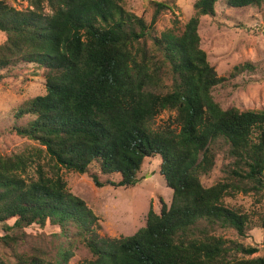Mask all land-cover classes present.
I'll use <instances>...</instances> for the list:
<instances>
[{
  "label": "trees",
  "instance_id": "16d2710c",
  "mask_svg": "<svg viewBox=\"0 0 264 264\" xmlns=\"http://www.w3.org/2000/svg\"><path fill=\"white\" fill-rule=\"evenodd\" d=\"M13 1L27 6L0 0V81L30 66L45 94L11 115L13 131L34 144L0 152V241L17 247V230L46 224L60 241L53 261L41 252L18 256V264H67L77 243L91 255L79 264H264L259 249L215 233L246 238L252 223L225 199L264 191V111L223 109L213 96L254 68L237 65L219 77L199 35L201 17H214L217 4L259 8L264 0H196L182 30L163 33L155 21L166 10L175 15L174 0L153 1L149 23L124 0ZM164 111L176 113L175 127L156 131ZM219 155L223 175L206 187L202 177ZM156 156L170 204L161 202L159 213L151 207L144 227L126 237L101 236L98 218L60 174L91 173L97 188L126 189Z\"/></svg>",
  "mask_w": 264,
  "mask_h": 264
},
{
  "label": "rangeland",
  "instance_id": "374dc122",
  "mask_svg": "<svg viewBox=\"0 0 264 264\" xmlns=\"http://www.w3.org/2000/svg\"><path fill=\"white\" fill-rule=\"evenodd\" d=\"M171 0H124L125 7L147 23L152 19L154 6L152 2ZM178 10L175 15L169 11L162 12L155 21L157 33L174 30L175 26L182 30L183 25L193 15V5L196 0H174ZM16 9L24 10L26 3L9 0ZM214 17H201L199 35L201 48L206 52L208 61L215 67L219 77L227 78L232 68L249 63L253 71L244 72L224 86L213 91L215 101L223 108L235 107L240 111H264V5L259 8L235 9L216 5ZM177 22V25L174 24ZM5 41V35L0 32V44ZM17 74L18 76H13ZM6 74L0 81V152L11 155L33 145L32 141L18 136L13 129L12 112L23 102L45 94L44 79L34 72L30 66ZM176 113L164 111L157 116L152 128L156 131L166 127H175ZM222 155H219L212 172L202 177L201 183L209 187L221 179L224 168ZM160 158H146L138 175V182L130 188H113L105 186L97 188L91 180V173L74 174L61 170L60 174L66 181L68 191L83 201L98 218L99 234L109 238H119L133 235L144 227L146 214L152 207L159 213L161 202L170 204L172 192L166 187L164 179L159 174ZM48 168H46L47 170ZM106 176H99L103 182ZM114 181L118 177L113 176ZM230 206L241 209L246 214L252 230L246 238L237 236L233 229L219 228L215 233L226 239L254 247L264 253V191L260 193L238 192L235 197L226 198ZM9 221L7 225H12ZM263 224V225H262ZM19 236L17 247H9L0 241V264H18V256L26 259L46 252L48 261L55 259L56 247L59 244L57 233L59 229L46 224L17 230ZM5 235L0 225V238ZM73 256L67 264H79L90 260L91 255L82 244H75Z\"/></svg>",
  "mask_w": 264,
  "mask_h": 264
}]
</instances>
